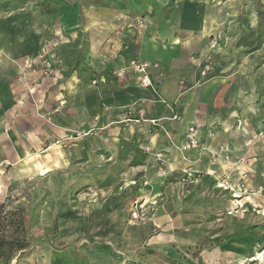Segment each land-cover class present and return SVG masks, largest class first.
<instances>
[{"label":"crops","instance_id":"crops-1","mask_svg":"<svg viewBox=\"0 0 264 264\" xmlns=\"http://www.w3.org/2000/svg\"><path fill=\"white\" fill-rule=\"evenodd\" d=\"M153 4L160 8L164 3ZM173 4L170 11L145 19L132 14L122 19L115 39L109 27L107 37L95 41L86 61L71 71L66 62L53 59L54 47L44 41L39 17L50 10L46 5L26 13L22 23L14 19L13 29L0 21V200L12 181L32 177L56 178L54 183L64 177L87 179L92 194L118 178H132L121 188L149 191L131 200L130 211L141 204L149 213H142L141 222L163 224L172 219H156L162 212V178L176 172L190 181L226 178L233 164L218 157L224 153L233 161L243 160L236 169L240 178H264V156L255 155H264V104L258 101L264 83V0ZM258 6L262 11L257 12ZM112 12L99 15L100 22L112 26ZM255 48L260 52L251 57L239 54ZM211 50L222 74L216 71L200 86L182 90L177 79L195 82ZM135 58L152 65V87L140 86L132 72L115 74ZM26 61L32 69L25 68ZM47 62L53 64L49 75L43 72ZM190 128L195 129L196 148L188 147ZM258 161L262 169H256ZM39 165L41 174L49 172L40 175ZM77 186L55 192L68 193ZM176 191L182 197L180 186ZM99 251V262L69 255L61 264H120L110 257L111 249Z\"/></svg>","mask_w":264,"mask_h":264},{"label":"rangeland","instance_id":"rangeland-1","mask_svg":"<svg viewBox=\"0 0 264 264\" xmlns=\"http://www.w3.org/2000/svg\"><path fill=\"white\" fill-rule=\"evenodd\" d=\"M150 1L152 3L145 6V0H0V21L13 29L14 19L22 23L26 13L46 5L50 10L40 12L39 17L44 41L54 47L53 59L66 62L71 71L79 68L75 64L86 61L95 41L107 37L104 31L109 27L115 39L117 31L123 28L122 19L131 14L145 19L147 14L168 12L174 6V0ZM160 1L163 6H154L153 2ZM257 8V12L262 11V6ZM109 10L113 11L112 26L99 20V15ZM260 45L259 40L256 47ZM213 52L211 50L201 62L195 82L177 79L182 90L200 86L216 71L222 74ZM259 52L258 48L239 50L241 57ZM196 56L197 53L193 54ZM257 69L254 75L260 67ZM204 71H207L205 75ZM258 95L259 103L264 104V83ZM236 106L243 108L241 104ZM238 111L241 121L242 110ZM218 157L233 164L226 178L214 175L190 181V177L177 172L162 178L159 198L162 212L156 219L162 216L172 219L162 221L163 224L131 219L129 203L149 191L141 192L136 186L122 189L132 183V178H118L106 188L100 185L93 194L87 179L64 177L63 182L54 183L56 178L44 176L12 181L0 206L4 204L9 224L16 223V218L23 215L26 232L22 233L16 225H8L6 236L9 240L18 238L28 243L27 252L19 254L13 264H61L69 255L96 263L103 255L99 254L100 249H111L110 257L116 256L120 264H264V178L244 180L236 174L243 160L233 161L229 153L218 154ZM263 167L261 162L256 163V169ZM38 168L40 175L49 172L45 169L41 174V166ZM71 184L78 186L68 193L55 192ZM178 186L182 197L176 191ZM146 210L143 207L142 213L149 214ZM4 249L0 246L2 262Z\"/></svg>","mask_w":264,"mask_h":264},{"label":"built area","instance_id":"built-area-1","mask_svg":"<svg viewBox=\"0 0 264 264\" xmlns=\"http://www.w3.org/2000/svg\"><path fill=\"white\" fill-rule=\"evenodd\" d=\"M151 64L148 63V62H144V61H141L140 59H132L129 64L127 65V67L125 69H122V70H119L117 71L115 74L117 76H124L125 74H127V72H132L135 74V76L137 77V83L140 85V86H143V87H152L153 84H152V81L148 75V70L151 68ZM25 68L26 69H32L33 68V64L31 61H26L25 63ZM53 68V64L52 62H47L45 64V67L43 69V72L45 75H49L50 74V71L52 70ZM207 71H204L203 74L205 75ZM102 82H105V81H102ZM94 85H96L98 83L97 80H93L92 82ZM174 119H178V116H175ZM157 121L154 120L152 121V123H156ZM194 133H195V129L194 128H190V130L188 131V139H189V148L191 147H198L199 146V143L198 141L196 140L195 136H194ZM158 157V160L162 163H164V157L162 154L160 155H157ZM164 173V172H163ZM142 205L140 204H135L133 206V209H132V212H131V219L134 220V221H137V222H140L142 220Z\"/></svg>","mask_w":264,"mask_h":264},{"label":"trees","instance_id":"trees-1","mask_svg":"<svg viewBox=\"0 0 264 264\" xmlns=\"http://www.w3.org/2000/svg\"><path fill=\"white\" fill-rule=\"evenodd\" d=\"M210 77H208L209 79ZM4 204L0 206V246L3 247L5 250V254L3 256V262L0 261V264H13V261L18 257L19 254L26 253L28 250V243L26 241L18 239V238H11L10 240L7 239L6 232L8 225H13L22 232H26V220L23 215H19L16 218V223L9 224V220L7 218L8 213L4 215ZM8 223V224H7Z\"/></svg>","mask_w":264,"mask_h":264},{"label":"bare ground","instance_id":"bare-ground-1","mask_svg":"<svg viewBox=\"0 0 264 264\" xmlns=\"http://www.w3.org/2000/svg\"><path fill=\"white\" fill-rule=\"evenodd\" d=\"M249 162H250V161H249ZM65 214H66V213H65ZM262 256H263V255H262ZM262 256H261V257H262ZM134 257H135V256H134ZM136 257H137V256H136ZM136 257H135V258H136ZM132 258H133V257H132ZM138 260H139V259H138Z\"/></svg>","mask_w":264,"mask_h":264}]
</instances>
